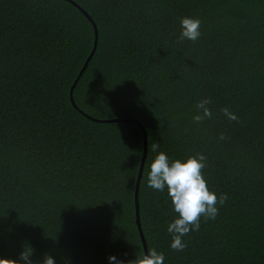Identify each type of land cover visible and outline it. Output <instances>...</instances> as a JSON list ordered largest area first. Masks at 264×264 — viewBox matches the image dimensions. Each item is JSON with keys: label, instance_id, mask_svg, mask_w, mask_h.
I'll use <instances>...</instances> for the list:
<instances>
[{"label": "trees", "instance_id": "16d2710c", "mask_svg": "<svg viewBox=\"0 0 264 264\" xmlns=\"http://www.w3.org/2000/svg\"><path fill=\"white\" fill-rule=\"evenodd\" d=\"M0 0V259L125 264L148 251L164 264H264V0ZM201 36L180 40L179 18ZM212 116L195 122L196 103ZM227 107L238 117L227 119ZM223 134V138H221ZM157 151L205 155L210 190L227 194L180 250L166 225L167 189L147 186ZM24 264V262H22ZM115 264V262H112Z\"/></svg>", "mask_w": 264, "mask_h": 264}, {"label": "clouds", "instance_id": "9594fccd", "mask_svg": "<svg viewBox=\"0 0 264 264\" xmlns=\"http://www.w3.org/2000/svg\"><path fill=\"white\" fill-rule=\"evenodd\" d=\"M201 21L196 16H182L179 18L178 39L196 41L201 36ZM210 99L199 100L196 105V112L192 116L193 121L200 122L212 116L210 108L207 106ZM221 112L229 120H237L238 117L227 107ZM223 138V134H221ZM157 145H152L156 152L153 160L148 165L147 186L156 191L167 189L172 211L175 217L167 223L166 232L171 235L169 247L180 251L186 244L183 240L190 231L194 232L200 228V219L214 220L218 214L217 205H222L227 199V194L221 193L219 196L215 191L209 189L207 181L202 173L205 167L206 157L202 153L189 155L184 159H172L164 151H157ZM30 255L20 254V260L15 264H31ZM109 264H125L123 260L115 255L107 257ZM0 264H9L6 259H0ZM42 264H56L55 258L49 254H44ZM127 264H164V254L155 249H150L147 253L136 256Z\"/></svg>", "mask_w": 264, "mask_h": 264}, {"label": "water", "instance_id": "95a60500", "mask_svg": "<svg viewBox=\"0 0 264 264\" xmlns=\"http://www.w3.org/2000/svg\"><path fill=\"white\" fill-rule=\"evenodd\" d=\"M70 2H72L73 4H75L76 6H78L82 12L86 15V17L90 20V22L93 25L94 28V44L93 47L89 53V55L87 56L82 68L80 69L79 73L77 74L73 84L70 87V99L73 103V105L78 108L77 104L74 101V96H73V91L75 86L77 85L79 79L81 78V76L83 75L84 71L86 70L90 60L92 59L96 47H97V43H98V28L97 25L95 23V21L93 20V18L89 15V13L84 10L83 8H81V6H79L74 0H68ZM79 109V108H78ZM98 121H104V122H135L137 123L142 131L143 134V154H142V158H141V162H140V167H139V172H138V176H137V181H136V186H135V211H136V223L138 225V229L140 232V236H141V240H142V244L144 247V253L148 252V246H147V241L146 238L144 236L143 230H142V224H141V219H140V205H139V188H140V183H141V178H142V174H143V169H144V163H145V159H146V155H147V131L146 128L144 126V124L142 123V121H140L139 119H130V118H108V119H97Z\"/></svg>", "mask_w": 264, "mask_h": 264}]
</instances>
